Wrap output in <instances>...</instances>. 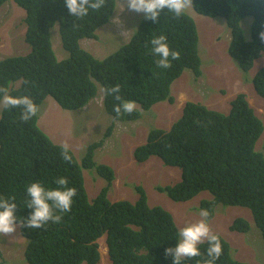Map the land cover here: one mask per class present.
I'll list each match as a JSON object with an SVG mask.
<instances>
[{
    "label": "trees",
    "instance_id": "trees-1",
    "mask_svg": "<svg viewBox=\"0 0 264 264\" xmlns=\"http://www.w3.org/2000/svg\"><path fill=\"white\" fill-rule=\"evenodd\" d=\"M7 1L0 0V7ZM11 1L25 13L24 42L29 52L0 60V87H6L13 97L29 96L38 110L47 96L65 110H78L97 97L98 87L119 85L122 101H134L138 108L131 114L122 110L117 117L113 107L120 101L102 92L103 108L113 121H133L159 102L172 103L171 84L184 70L195 77L201 75L198 32L186 12L177 19L165 9L155 23L144 15L127 42L109 56L96 59L79 41L96 38V30L109 22L116 0H106L99 11L90 9L82 18L69 13L65 0ZM192 8L199 15L224 20L230 32L227 54L244 74L264 55V41L259 39V33L264 32V0H193ZM245 18L251 19L249 40L241 26ZM55 28L68 52L66 59L58 60L52 49ZM159 35L166 36L171 51L180 53L178 60L169 57L171 67L167 69L157 67L159 57L151 52L150 41ZM250 79L256 94L264 98V64ZM21 111L0 107V196L15 197L17 224L27 240L26 262L99 264L97 240L104 237L109 264H173V257L165 255V249L174 248L179 239L171 213L158 205L149 206L146 191L139 185L135 186L138 196L134 202H111L108 192L114 170L93 160L100 143L91 146L81 161L71 150V162L64 161L61 145L54 144L38 127V112L24 122ZM263 131L262 121L244 94L231 100L227 113L187 102L182 116L168 131H148L145 143L134 149L133 158L143 163L157 157L163 165L180 170L178 182L156 187L173 202H187L208 192L211 198L201 199L198 209H207L209 220L217 205L247 208L264 242V155L255 149ZM88 169L106 183L92 199L83 177V170ZM57 177H66L68 187L76 189L71 211L57 213L62 216L58 224L50 221L40 229L21 227L33 211L27 208L26 186L40 182L45 188H56ZM250 229L251 224L241 217L229 226L230 231L243 234ZM216 235L222 254L215 264H248L235 260L228 242ZM207 248L205 241L199 245L201 255L182 264H203L209 259Z\"/></svg>",
    "mask_w": 264,
    "mask_h": 264
},
{
    "label": "rangeland",
    "instance_id": "rangeland-1",
    "mask_svg": "<svg viewBox=\"0 0 264 264\" xmlns=\"http://www.w3.org/2000/svg\"><path fill=\"white\" fill-rule=\"evenodd\" d=\"M185 12L196 24L201 75L195 77L190 70H184L171 85L170 91L174 100L172 104L159 102L149 111H141L137 120L112 122L103 108L100 91L97 97L78 110H65L53 98L47 96L39 106L37 121L38 127L54 144L62 145L67 141L79 161L91 146L100 143L94 149L93 160L98 164L109 165L114 170V181L108 192L109 200L134 202L138 196L135 186H142L146 191L149 206L158 205L171 213L178 229L199 221V202L201 199H210L211 195L202 192L187 202H173L156 190L157 186L178 182L180 170L163 165L156 157L143 163L135 161L133 151L145 143L148 131L152 128L168 130L181 115L187 102L227 113L231 100L239 93L245 95L264 125V98L256 94L250 79L256 70L263 66L264 55L254 62L253 68L247 74H244L227 54L230 32L225 27L224 20L199 15L193 8ZM143 15L128 10L125 0H118L113 23L108 22L99 27L95 39L80 40L79 46L88 50L96 59H103L130 39L132 28L135 29ZM24 17V11L11 0L0 8V60L29 52L24 42ZM112 18L113 15L110 19ZM250 20L245 18L241 22L246 40L250 39ZM52 49L58 60L68 58V52L62 48L56 28L52 33ZM256 148L264 155V131L256 143ZM91 171L92 169L83 170L89 199L94 198L106 185L102 177ZM237 217L244 218L251 224V229L246 234L229 230L231 222ZM209 224L213 233L219 234L228 242L231 256L235 260L248 264H264V242L259 230L253 225L251 213L247 208L217 205ZM26 244L27 240L16 224L14 233L0 234V260L4 264H27L26 260L23 261ZM98 248L99 264H109L104 237L98 240Z\"/></svg>",
    "mask_w": 264,
    "mask_h": 264
},
{
    "label": "clouds",
    "instance_id": "clouds-1",
    "mask_svg": "<svg viewBox=\"0 0 264 264\" xmlns=\"http://www.w3.org/2000/svg\"><path fill=\"white\" fill-rule=\"evenodd\" d=\"M117 1L118 0H116V7ZM105 3L106 0H65V6L69 13L78 18L87 16L90 9L99 11L105 5ZM125 3L127 4L128 10L134 11L136 13H143L145 15V19L151 20L153 23L158 21V17L165 9L173 14V18L178 19L185 13L186 10L193 7V0H125ZM115 10L111 14V16L113 15V18L109 19V24H112L114 21ZM133 29L134 28H132V32ZM130 36L131 34L129 35V38ZM259 39L264 41V32L259 33ZM150 43L152 45V54L159 57V59L155 61L157 67L167 69L171 67L169 57H171L172 60H178L180 58V53L178 51L170 50L166 42L165 35L153 37ZM25 83H27V81H25ZM18 85L19 82L15 83L13 87L16 88ZM99 91L101 94L103 92L105 95H114L115 100L120 101L119 104L113 107V111L116 113L117 117L121 115L122 110L124 113L131 114L135 108L138 107L134 101H122L121 96L118 95L120 92L119 85L104 89H100V87H98V92ZM0 107L3 109L20 108L22 110L20 113V119L24 122H27L28 120L35 117L38 112L37 105L29 96L13 97L9 95L8 89L6 87H0ZM182 112L183 108L181 115L177 119L182 116ZM112 122L115 121L112 120ZM61 148L62 159L64 161L71 162L72 155H70V145L68 142H63ZM151 158L155 157H150V159ZM54 183L57 185L56 188H45L40 182H33L26 186V194L29 198L27 200V208L32 209L33 211L26 220H23V222L20 223L21 227L40 229L50 221L52 223L58 224L61 222L62 216L57 213H67L71 211L73 197L76 195V189L68 187V180L66 177H57L54 180ZM14 200V196L7 198L0 196V234L2 235L12 234L16 231L17 218L15 216V210L17 206L13 202ZM199 216L200 219L196 223L188 224L185 227L179 229V239L177 240V244L174 248L165 249V255L173 257V264H182V261L185 259H192L200 256L201 253L199 250V245L205 241L208 243L207 256L209 259L204 260L203 264H215V261L219 259L220 255L222 254L220 238L218 235L213 233L209 224V211L207 209H201ZM23 261H25V256ZM0 263L4 264V262L1 260ZM197 264H201V262L197 261Z\"/></svg>",
    "mask_w": 264,
    "mask_h": 264
}]
</instances>
